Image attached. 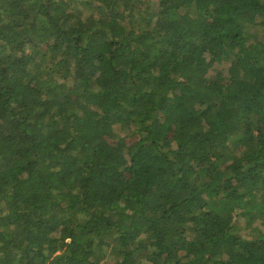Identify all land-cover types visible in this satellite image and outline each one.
<instances>
[{
  "label": "trees",
  "instance_id": "trees-1",
  "mask_svg": "<svg viewBox=\"0 0 264 264\" xmlns=\"http://www.w3.org/2000/svg\"><path fill=\"white\" fill-rule=\"evenodd\" d=\"M255 222L264 0H0V264H264Z\"/></svg>",
  "mask_w": 264,
  "mask_h": 264
},
{
  "label": "rangeland",
  "instance_id": "rangeland-1",
  "mask_svg": "<svg viewBox=\"0 0 264 264\" xmlns=\"http://www.w3.org/2000/svg\"><path fill=\"white\" fill-rule=\"evenodd\" d=\"M119 133L123 135V132L119 130ZM236 223L238 226H240V232L245 237H252L253 231L247 227L246 228V221L242 217H238ZM254 227H260L262 230H264V226L261 224V222H255Z\"/></svg>",
  "mask_w": 264,
  "mask_h": 264
}]
</instances>
